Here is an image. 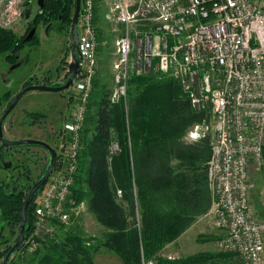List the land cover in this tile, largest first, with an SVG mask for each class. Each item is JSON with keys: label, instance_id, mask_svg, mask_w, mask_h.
Returning <instances> with one entry per match:
<instances>
[{"label": "built area", "instance_id": "built-area-1", "mask_svg": "<svg viewBox=\"0 0 264 264\" xmlns=\"http://www.w3.org/2000/svg\"><path fill=\"white\" fill-rule=\"evenodd\" d=\"M26 3L0 0V27L16 29ZM100 5L104 19L120 33L114 40L109 103L125 107L132 74L153 70L179 84L192 109L205 113L184 138L208 141L206 173L214 222L221 231L218 247L236 255L240 264H264V218L251 199V170L262 161L264 145V1L257 0L80 1L81 62L71 86L77 101L65 127L68 137L57 176L45 182L19 251L25 243L39 244L42 235H51L55 222L67 223L72 210L80 132L97 67L98 28L93 20ZM116 149L112 143L109 153ZM140 264L155 262L141 258Z\"/></svg>", "mask_w": 264, "mask_h": 264}, {"label": "trees", "instance_id": "trees-1", "mask_svg": "<svg viewBox=\"0 0 264 264\" xmlns=\"http://www.w3.org/2000/svg\"><path fill=\"white\" fill-rule=\"evenodd\" d=\"M74 2L43 0L29 29L50 20L71 26ZM26 36H17L0 27V55H4L5 61L17 62L23 46L34 40V35L29 41ZM28 85L33 84L27 82L22 88ZM108 94L105 84L94 77L71 189L75 204L87 200L88 210L106 229L101 247L127 264H140L141 258L154 259L155 264H207L228 256L196 253L174 260L158 256L210 208L206 173L208 141L188 143L184 139L204 114L192 109L173 78L153 70L129 76L125 107L122 103L110 104ZM6 99V94L0 96V108ZM112 142L118 150L109 153ZM2 148L5 147L0 145ZM262 156L264 161V145ZM25 197L22 192H7L0 181V242L2 223L19 226ZM34 197L26 211L25 235L31 229ZM10 248L0 252V259ZM99 248L72 231H65L61 242L45 244L27 261L29 264H92L93 254Z\"/></svg>", "mask_w": 264, "mask_h": 264}, {"label": "rangeland", "instance_id": "rangeland-1", "mask_svg": "<svg viewBox=\"0 0 264 264\" xmlns=\"http://www.w3.org/2000/svg\"><path fill=\"white\" fill-rule=\"evenodd\" d=\"M26 1V8L21 23L16 29L11 30L17 36L28 34L30 22L40 11L37 0ZM104 13V5L98 6L94 11L93 21L95 27L98 28L99 45L97 67L93 78L97 77L109 89L112 81V62L115 54L114 40L120 33L115 32L118 26L104 19ZM34 28L33 42L26 43L23 46L18 53V60L15 64L5 61L4 55H0V96L4 94L7 96V99L2 102L0 108V112L2 111V113L14 94L19 92L27 82L32 84L39 82L51 86L53 83L61 85L68 78L67 67L70 61V49L72 45L71 26H62L58 20H50L47 23L38 22ZM71 86L62 92L31 91L26 93L19 100L15 111L12 112L13 117H10L12 124L8 122L3 132L5 136L10 138L25 135L27 138L33 139L31 137L33 136L37 140L46 142L55 150V167L48 180H52L57 176V169L61 164L60 156L63 154L66 138L68 137L65 127L70 122V115L77 101V93ZM31 94H36V98H31L33 97ZM28 98L38 103L39 109L31 112H21L19 108L27 106L25 105V101ZM27 107L29 108L30 105ZM58 114L60 117H58ZM203 114L205 117V113ZM46 115L48 118L44 119ZM52 116L54 119H51ZM49 122H52V125ZM185 141L188 142L187 140ZM0 152H2L4 157L0 159V181L3 183L5 190L7 192H22L23 196H25L32 183L38 180L43 175L44 169L47 168L48 151L40 146L30 145L18 146L12 149L2 148ZM1 160L3 163H9V165L7 167L4 164L2 165ZM251 179L254 183V189L251 193L253 207L257 211L258 216L264 218L263 156L259 166L251 170ZM45 184L36 192L34 203L40 200ZM117 194L118 196L120 195L119 192ZM72 202V210L69 211L67 223L55 222L52 225L53 233L51 235H42L38 240L40 241L39 244L25 243L23 250L15 253L8 264H29L27 259L35 250L42 249L45 244L61 242L65 231H72V233L87 241L91 246L101 248L105 239L106 229L98 223L95 216L88 210L87 200L75 204L72 199ZM205 214L210 219L209 227L211 226V228L208 232L199 234L197 240L193 241L191 238L189 241H186V247L183 249L186 253L178 251L176 245H171L173 241L168 243L159 252L158 256L168 260V256H173L174 259H177L182 257V253L184 255L221 253L229 255L217 258L207 264H240L236 255L224 252L218 247L219 234L216 231H219V229L215 225L212 213V194L210 208ZM2 224L3 231L0 252L12 246L18 236V225L9 226L5 223ZM1 261L2 259H0ZM153 261L155 262L154 259Z\"/></svg>", "mask_w": 264, "mask_h": 264}, {"label": "water", "instance_id": "water-1", "mask_svg": "<svg viewBox=\"0 0 264 264\" xmlns=\"http://www.w3.org/2000/svg\"><path fill=\"white\" fill-rule=\"evenodd\" d=\"M80 1L81 0H75L74 2V13L72 16V23H71V34H72V45L70 49V61L68 62L67 67V74L68 78L65 82H63L61 85L58 86H50L46 84H33L28 85L24 88H22L19 92H17L13 98L11 99L8 107L6 110L1 114L0 116V144L4 147H18V146H40L46 151H48L50 156L49 164L44 172V174L30 187L28 190L26 197L22 203L21 206V218L20 223L18 226V236L15 243L11 246V248L8 250L4 258L2 259L0 264H7L10 257L15 254L19 248L23 245L25 240V230H26V211L30 204V201L32 200L33 196L36 194L38 189L42 187L45 182L47 181L51 171L53 170L56 162V152L55 150L46 142L42 140L37 139H31V138H24V139H8L3 134V123L7 116L13 111L19 100L23 95H25L28 92L31 91H43V92H62L69 88L77 74L80 70V62L81 59L77 54L78 50V19H79V13H80ZM37 3L40 7V10L43 6V0H37ZM28 17V15H26ZM35 32V28H31L26 36V40L29 41L33 34ZM9 163H6L5 166L7 167Z\"/></svg>", "mask_w": 264, "mask_h": 264}, {"label": "crops", "instance_id": "crops-1", "mask_svg": "<svg viewBox=\"0 0 264 264\" xmlns=\"http://www.w3.org/2000/svg\"><path fill=\"white\" fill-rule=\"evenodd\" d=\"M23 96L21 98H23ZM31 96H33L31 98L35 99L37 95L31 94ZM31 98H28L25 101V105H27V106L30 105V107L29 108L27 106L20 107L19 109L21 112H31L33 110L39 109L38 103L33 102L32 101L33 99H31ZM16 106H15V108H16ZM15 108L13 109L12 112L15 111ZM12 112L7 116V118L5 119V121L3 123V132H4V128L6 127L8 122H9V124L10 123L12 124V119H10V117L11 118L13 117ZM1 114H2V111L0 112V116H1ZM58 117H60L59 114H58ZM47 118L48 117L46 115V117H44V119H47ZM51 119H54V117L52 116ZM49 124L52 125V122H49ZM5 137L8 139H24V138H27L25 135L22 137H19V136L18 137H11V138L7 137V136H5ZM31 137L33 139H36L33 136H31ZM209 225H210V219L208 218L207 214L199 217L189 228H187V230H185V232H183L173 243H171V245L172 244L176 245L178 251L180 250L183 252L184 251L183 249H185V247H186V244H185V243H187L186 241H189L191 238L193 239V241L197 240V236L199 234L206 233L209 231V229L211 228V226L209 227ZM190 232H193V233H190ZM216 232H217V234H219L218 237L220 238L221 232L220 231H216ZM184 256L186 257L189 255H184L182 253V257H184ZM92 264H127V263L123 262L113 252H110L108 249L101 247L93 254Z\"/></svg>", "mask_w": 264, "mask_h": 264}, {"label": "flooded vegetation", "instance_id": "flooded-vegetation-1", "mask_svg": "<svg viewBox=\"0 0 264 264\" xmlns=\"http://www.w3.org/2000/svg\"><path fill=\"white\" fill-rule=\"evenodd\" d=\"M73 13H74V12H73ZM33 18H34V17H33ZM32 20H33V19H32ZM31 22H32V21H31ZM31 22H30V23H31ZM66 80H67V79H66ZM66 80H65V81H66ZM65 81H64V82H65ZM5 148H6V149H12V148H14V147H5ZM3 158H4V157H3ZM1 161H2V160H1ZM49 161H50V156L48 155V161H47L48 164H49ZM1 163H2V165L4 164V166H5V164H6V163H3V161H2ZM45 170H46V169H44V172H45ZM43 174H44V173H43ZM36 181H37V180H36ZM36 181H35V182H36ZM35 182H33L32 185H33ZM32 185H31V186H32ZM31 186H30V187H31ZM29 189H30V188H29Z\"/></svg>", "mask_w": 264, "mask_h": 264}]
</instances>
